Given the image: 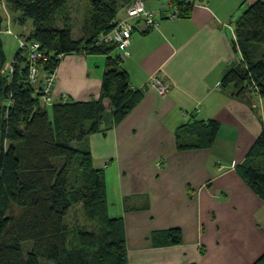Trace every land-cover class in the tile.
<instances>
[{
	"label": "crops",
	"instance_id": "1",
	"mask_svg": "<svg viewBox=\"0 0 264 264\" xmlns=\"http://www.w3.org/2000/svg\"><path fill=\"white\" fill-rule=\"evenodd\" d=\"M238 1L201 0L187 17L135 31L119 67L131 87L143 91L141 101L117 124L110 113L100 130L75 141L90 152L94 169L106 168V202L122 219L128 264H253L264 253V202L237 172L263 129L264 97L251 89L236 95L231 85H221L238 63ZM127 4L120 3L117 19L126 16ZM2 13L17 25L6 8ZM17 26L14 35L32 29L29 21ZM106 58L63 55L53 99L98 97ZM154 77L164 93L152 87ZM209 120L218 125L207 147L177 148L180 127L188 125L180 141L191 142L199 138L195 122ZM177 227L180 243L158 242L161 232Z\"/></svg>",
	"mask_w": 264,
	"mask_h": 264
},
{
	"label": "trees",
	"instance_id": "2",
	"mask_svg": "<svg viewBox=\"0 0 264 264\" xmlns=\"http://www.w3.org/2000/svg\"><path fill=\"white\" fill-rule=\"evenodd\" d=\"M89 1V19L76 38L68 15L62 26L56 24L68 0H0V33L8 27L11 30L2 8L8 10L12 23L23 26L29 21L32 29L15 38L40 43L49 55L38 62L41 71L55 73L61 57L72 52L107 56L98 97L47 107L27 81V52L18 49L7 64L0 38V264H43L44 260L52 264H128L122 219L109 218L106 213L104 172L94 169L90 152L80 151L73 143L100 130L109 112L117 124L141 101L143 91L131 87L127 71L119 68L117 53L109 56L116 45L95 44L119 20L121 1ZM144 1L146 7L148 0ZM153 1L159 3L158 8L148 10L165 21L160 0ZM174 1L180 18L190 15L201 0ZM127 2L129 7L134 0ZM242 5L245 10L233 20L242 60L226 71L221 85H231L232 93L239 95L255 84L256 93L264 97V0H244ZM233 51L237 53L234 44ZM9 65L13 72L6 71ZM195 124L192 129L199 132L195 141H180L188 125L177 130L178 149L207 147L216 136L217 122ZM262 128L237 172L264 202V169L259 168L264 161V125ZM75 206L99 228H76L68 241L66 234L71 230L65 219ZM161 234V244L182 241L178 227ZM253 264H264V253Z\"/></svg>",
	"mask_w": 264,
	"mask_h": 264
},
{
	"label": "built area",
	"instance_id": "3",
	"mask_svg": "<svg viewBox=\"0 0 264 264\" xmlns=\"http://www.w3.org/2000/svg\"><path fill=\"white\" fill-rule=\"evenodd\" d=\"M197 5L196 3L194 4ZM160 12L164 14L166 20H175L179 18L180 8L174 0H160ZM159 13H153L146 9L144 0H134V2L126 8V16L117 20V23L112 30L95 40V44L102 42L114 44L117 49L118 60L122 61L128 56V47L131 37L135 31L146 32L148 30L157 29L162 20ZM6 33H11L8 28L5 29ZM18 48L27 52L30 64L28 68L27 81L34 85L39 97L40 103L44 106L57 103L69 102L65 95L61 96L59 100L53 99L55 95V89L57 87V81L54 72H43L37 65L39 61H46L49 55L45 53L36 39L26 40L24 37H17ZM235 49L237 50V60H242L241 51L238 48L237 39L234 38ZM7 72H13L12 65L6 69ZM152 87L156 88L159 93H164L166 87L161 83L157 77H154ZM252 91L257 92V86L253 85ZM251 87V86H250Z\"/></svg>",
	"mask_w": 264,
	"mask_h": 264
},
{
	"label": "rangeland",
	"instance_id": "4",
	"mask_svg": "<svg viewBox=\"0 0 264 264\" xmlns=\"http://www.w3.org/2000/svg\"><path fill=\"white\" fill-rule=\"evenodd\" d=\"M119 1H125V0H119ZM68 5L66 8H63L61 11H59V14L57 15L56 19L57 25L62 26V22L63 19L65 18V15H68L69 18V23L72 24V28H73V35L78 38L79 36H81V34L83 33L81 26L83 24V22L88 18L89 19V0H68ZM239 3L242 5L243 0H239L238 2H235L238 10L235 13V15H239L240 13H242L245 10L244 5L241 7L239 5ZM67 13V14H66ZM12 33L8 34L6 32H1L0 33V38L3 42V49L5 50V58L7 60V64L10 63L14 56V54L16 53V51L18 50V45H17V38H15V31L19 30V26L17 25H13L11 24L10 26ZM26 31V29H25ZM86 37L88 38V34H85ZM94 41V39H93ZM262 48H264V46H262ZM264 50V49H263ZM120 68V67H119ZM109 105V103L107 104V106ZM108 108V107H107ZM109 110L107 109L106 112H108ZM110 114V112H109ZM74 146L77 147L76 143H73ZM100 168L103 170V172L105 173L106 168L100 166ZM260 169H264V161L261 162V164L259 165ZM103 173V178L105 177ZM105 179V178H104ZM112 181V180H111ZM110 179H108V185L110 186ZM105 186H106V179H105ZM113 208H108V202H107V210L106 213L108 215V217L112 218L114 213H112ZM65 223L67 226V229L71 230V231H67L66 236L68 237V241L72 240V231L76 230V228H85V229H89V228H93V229H98L99 226L95 225L94 222H91L88 218H86L85 214H83V212L78 208V207H73L69 212H68V216L65 219ZM262 228H264V225L262 224ZM43 261V260H42ZM52 261H48V260H44L43 264H52Z\"/></svg>",
	"mask_w": 264,
	"mask_h": 264
}]
</instances>
